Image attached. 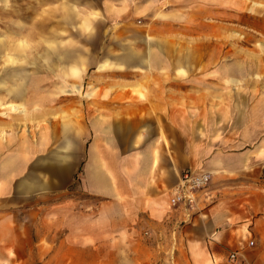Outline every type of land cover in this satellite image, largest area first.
Segmentation results:
<instances>
[{
	"label": "crops",
	"instance_id": "obj_1",
	"mask_svg": "<svg viewBox=\"0 0 264 264\" xmlns=\"http://www.w3.org/2000/svg\"><path fill=\"white\" fill-rule=\"evenodd\" d=\"M243 7L241 0H101L100 13L74 24L77 36L47 49L54 63L41 93L32 77L31 127L0 132L2 250L22 238L24 217L63 243L84 237L85 249L125 244L129 264H264V192L240 180L264 156L261 120L256 113L253 132L241 131L238 117L230 132H217L224 116L214 89L188 91L181 73L195 74L183 66L188 58H230L225 33L231 10ZM200 12L211 20L201 26L207 33H224L222 57L194 44ZM216 13L222 20L214 23ZM75 21L76 14L68 22ZM210 69L205 74H215ZM222 71L226 80L230 69ZM53 77L62 84L50 86ZM67 92L78 97L56 99ZM186 169L212 179L194 204L174 207L170 192ZM231 252L239 254L234 263Z\"/></svg>",
	"mask_w": 264,
	"mask_h": 264
},
{
	"label": "rangeland",
	"instance_id": "obj_2",
	"mask_svg": "<svg viewBox=\"0 0 264 264\" xmlns=\"http://www.w3.org/2000/svg\"><path fill=\"white\" fill-rule=\"evenodd\" d=\"M241 1L245 3V7L242 11L235 8L231 10L230 29L225 33V37L231 43L230 58L211 61L188 58L183 61V66H187L188 71L195 74L188 75L185 69L181 73H183L184 85L187 84L189 88L188 91L202 89L207 85L214 89L211 91L212 99L216 103L221 101L216 112L224 116V123L218 125L217 132H230L234 120L237 119L241 131L253 132L255 126L253 117L257 113L259 116L257 119H260L262 124V148H264V0ZM232 2L237 4L238 0ZM86 5L90 6L87 14L84 13ZM79 6H82L83 14L80 17L84 21L89 17V13L91 15L100 13L101 0H0V119L9 123L0 128L2 136L12 135L16 129L15 123L19 131L22 127V131L27 132V128L31 127L29 97L32 77L35 81L38 80L40 93L42 89H46L48 78L46 68L48 69L54 61L47 59L45 52L47 49L52 50V47L58 48L65 38L78 35L75 25L80 19ZM71 9L76 12L73 13ZM66 10H68L67 16H65ZM75 14L76 21L68 22ZM186 14L189 13H184ZM221 17L222 13H216L212 21L217 23L222 20ZM193 18L201 23L198 38L194 39V44L198 42L200 45V53L212 49L216 55L222 57V46L217 42L223 39V31L215 30V33H207V29L201 27L202 23H207L209 20L206 12H200L198 17ZM187 31L188 29L186 35L190 36V32ZM208 42H215L212 45L214 48H207L210 46L206 45ZM204 68H211L215 74H205ZM224 68L230 69V75L226 80L222 79ZM56 79L52 78L49 82L50 86L56 87L57 84H62ZM75 83L80 85L81 82L76 79ZM169 83H166L168 87ZM70 86L74 87L73 84ZM168 93L174 94L169 91ZM67 95L68 92L56 99L78 97L77 93L69 92ZM11 105H17L18 109ZM235 113H238V116ZM236 117L238 118L235 119ZM256 126H259L258 120ZM248 147L253 150L252 145ZM257 164L254 171H247L240 176V180L256 182L264 192V176H262L264 156L261 158V163ZM23 220L22 238L17 239L14 247L9 245L7 251L0 247V264H129L125 244L116 252L85 249L86 245H80L84 244V237L73 235L69 242L63 243L64 237L60 234L54 237L46 236V225L45 223L42 225V221L31 223L24 217ZM248 236V247H255V236L253 234ZM250 241L252 244L249 243ZM106 247L109 248L110 245L104 244L103 248ZM142 254L143 252L140 255Z\"/></svg>",
	"mask_w": 264,
	"mask_h": 264
},
{
	"label": "built area",
	"instance_id": "obj_3",
	"mask_svg": "<svg viewBox=\"0 0 264 264\" xmlns=\"http://www.w3.org/2000/svg\"><path fill=\"white\" fill-rule=\"evenodd\" d=\"M210 179V172L184 170L180 175L178 185L170 192V204L174 207L191 206L196 202L197 194L208 186ZM249 243L252 244V241ZM228 258L231 262H236L238 253L231 252Z\"/></svg>",
	"mask_w": 264,
	"mask_h": 264
},
{
	"label": "trees",
	"instance_id": "obj_4",
	"mask_svg": "<svg viewBox=\"0 0 264 264\" xmlns=\"http://www.w3.org/2000/svg\"><path fill=\"white\" fill-rule=\"evenodd\" d=\"M262 176H264V170H262Z\"/></svg>",
	"mask_w": 264,
	"mask_h": 264
},
{
	"label": "bare ground",
	"instance_id": "obj_5",
	"mask_svg": "<svg viewBox=\"0 0 264 264\" xmlns=\"http://www.w3.org/2000/svg\"><path fill=\"white\" fill-rule=\"evenodd\" d=\"M67 91V90H66Z\"/></svg>",
	"mask_w": 264,
	"mask_h": 264
}]
</instances>
